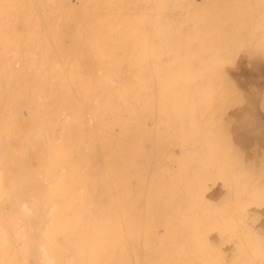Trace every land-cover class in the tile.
<instances>
[{
    "label": "bare ground",
    "instance_id": "1",
    "mask_svg": "<svg viewBox=\"0 0 264 264\" xmlns=\"http://www.w3.org/2000/svg\"><path fill=\"white\" fill-rule=\"evenodd\" d=\"M218 1L0 0V264H264V220L215 225L228 185L187 178Z\"/></svg>",
    "mask_w": 264,
    "mask_h": 264
},
{
    "label": "rangeland",
    "instance_id": "2",
    "mask_svg": "<svg viewBox=\"0 0 264 264\" xmlns=\"http://www.w3.org/2000/svg\"><path fill=\"white\" fill-rule=\"evenodd\" d=\"M250 1H253V0H250ZM255 1L251 2L252 3V6H251L250 4H248L249 2L246 3V0H236V2L234 0L235 5L232 3L233 0L232 2L231 0H226V1L219 0L217 3L218 6L216 7L215 12L210 14L209 11H207V13H209L208 16L213 15V17H211L212 20L215 17H216L215 19L217 20L214 19L212 25L209 28H206L208 29L207 40H205L202 46H198L195 49L197 57L202 60L204 59L205 61L204 62L205 68H206L205 72L207 71L206 72L207 74H205L204 72L201 74L202 76H200V74H195L193 75L194 77L191 76L190 83H189V92H190V96L192 97L193 94L197 93L198 91H201V89L204 90L206 97L208 95L210 100L212 99L211 102L214 103V111L212 110L213 107L211 108L209 106L210 100H208L209 102L207 101L206 103H204V105H201V106L200 105L196 107L191 106L184 111L186 112L185 115H187V117L185 118H188V121H186L185 124H182V123L179 124L180 126H183V129H186V133H187L186 135L191 136V138H188L189 143L191 140L193 142L194 140L193 138L195 137V140H194L195 144L192 142L191 144H189L187 141L188 139L186 140V142H184L188 144L186 145L187 147L191 145L188 148H191L189 149V153H191L192 155V162H193L190 172L189 174H187V178L191 179L195 175H198L201 177H203V175L206 177L211 175V176L216 177L219 183L220 184L222 183L221 184L222 186L223 184L225 186L228 185L227 187H224V186L222 187V189L226 191V193L224 192L225 194L222 195V197H220L219 199H217L219 203L217 200H208V201L204 200L205 201L204 204H200V206H202V208L206 207L205 208L206 211L213 210L212 216L214 218L215 225H216V219H217L215 217H217L218 215V220H222V222L219 221V223L220 224L222 223L223 224V225L221 224L222 226H227V228H230L235 233H237L236 231L239 230V226H243V228L246 227L244 229V233H243L242 227H240L241 228L240 232L238 231L240 234H244L246 239L248 237L250 238L251 236L249 235L251 234L254 235L255 232L258 229H260V228L257 229L256 226H259L261 224L260 220L261 221L264 220V215L259 214L261 213L260 211L258 213V211L256 210L257 211L256 213L254 212L250 214V212L255 211L256 209L255 207L258 204V202H260V200H261V203H262V200L264 202V146H263L264 145V136H263L264 135V112H263L264 111V93H262L264 92V85H263L264 82H258V80L256 79L254 75V68L256 67L255 65H257V67L259 68V74H262L264 76V8L260 7L261 4L259 5L257 4V3H260L261 0H257V2ZM225 2L227 4H225ZM219 4L220 5L222 4V7ZM255 4L257 6H255ZM248 5H250L249 6L250 8H252L253 6L257 8L253 7V9H250V8H247ZM208 52L210 53L207 54ZM241 52H243L242 55H241ZM234 64H235V68L232 70L230 69L231 71H229V68H233ZM195 79L197 80V83ZM194 84L195 86H193ZM209 85H215V86L211 87ZM206 91L207 92L209 91L208 92L209 94H207ZM211 91H212V94H210ZM250 99L253 100V103ZM213 103L211 104L213 105ZM208 108H211L209 110L213 111V112L211 111L213 113L212 117L210 116V114L212 113L209 114L210 111L208 110ZM229 109L233 111H229ZM198 112H201L202 114L197 115ZM198 116H199V119H198ZM232 116L234 119L232 118ZM192 118L193 119L196 118L195 121ZM232 119L235 121L232 122ZM210 123H212V125ZM256 123L258 124L260 123L259 124L260 127H256L255 126ZM196 129L197 130L199 129V130L196 132ZM194 131L196 132L195 135H194L195 133ZM231 137L232 139L233 138L234 139L232 140ZM239 141H241L242 143ZM243 144L246 147L243 146ZM204 157H206V159ZM199 164H201L202 167L201 165L199 166ZM192 169H194V172L191 171ZM196 171H199V172L195 173ZM239 183H241L240 186H239ZM233 185H235V187ZM230 198L232 201H230ZM254 201L255 203L256 202L257 203L256 204L253 203ZM222 202L224 203L222 204ZM251 204L255 205L254 207H252L254 209L251 208L253 211L249 209ZM221 205L223 206L221 207ZM229 205L232 208L231 212H233L232 213L233 217H231V212H229L230 211ZM239 205H241L242 207ZM243 209L246 212H244ZM246 209L247 210L249 209L250 212L247 213L248 211ZM240 214H241V217L244 216L242 217V219L239 218ZM260 217H262L263 219ZM250 218L252 221L250 220ZM247 219H249L250 221L249 220L246 221ZM218 220H217V224L220 225L218 223ZM245 221L247 224L245 223ZM249 222H251V225ZM253 223H256V224H253ZM252 224L255 226H252ZM250 229L252 233H250ZM248 230L249 232H247ZM245 232L247 234H245ZM261 237L257 240L258 243L261 244L260 246L264 244V240H262L264 239V234ZM258 243L257 245H259ZM260 246H258V248ZM263 250H264V247H263ZM262 256H264V252Z\"/></svg>",
    "mask_w": 264,
    "mask_h": 264
},
{
    "label": "snow or ice",
    "instance_id": "3",
    "mask_svg": "<svg viewBox=\"0 0 264 264\" xmlns=\"http://www.w3.org/2000/svg\"><path fill=\"white\" fill-rule=\"evenodd\" d=\"M261 7L264 8V0H261Z\"/></svg>",
    "mask_w": 264,
    "mask_h": 264
}]
</instances>
